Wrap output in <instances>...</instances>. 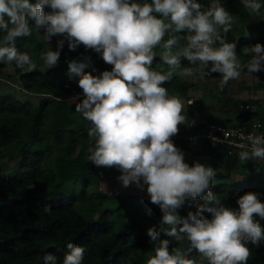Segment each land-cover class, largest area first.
Listing matches in <instances>:
<instances>
[{
	"label": "clouds",
	"instance_id": "clouds-1",
	"mask_svg": "<svg viewBox=\"0 0 264 264\" xmlns=\"http://www.w3.org/2000/svg\"><path fill=\"white\" fill-rule=\"evenodd\" d=\"M242 4L250 16L264 17L261 0H242ZM46 6L51 11L46 12ZM237 20L219 0L207 8L196 0H0V62H14L23 72L35 71L36 60L16 47L19 38L32 36L35 30L47 46L53 36L62 35L70 50L83 44L112 65L111 71L97 76L85 71L87 62L72 60L68 74L79 77L84 98L76 104V111L90 122L89 137L96 138L88 160L97 167L118 168L124 187L135 183L142 189L147 185L150 202L163 212L159 228L147 230L155 243V254L147 264H247L250 250L246 242L255 244L264 238V229L254 220V215L264 219V203L257 193L240 196L238 210L226 207L210 191L214 169L201 163L189 166L184 161L171 140L186 120L184 105L162 86L174 75L202 80L219 72L223 88L230 80L239 79L244 69L249 73L264 71V46L257 43L245 48L244 55L250 59L242 63L236 43L223 35ZM181 32L187 35H178ZM63 45L64 40H58L57 50L47 47L41 52L39 60L46 68L56 66ZM157 47L163 49L161 64L168 66L167 72L151 67ZM181 57L193 67H181ZM248 139L251 150L239 153L240 162H264V136ZM197 197L203 202L195 212L180 216L177 210L185 201ZM44 211L50 213L51 207L45 206ZM206 212L212 214L211 219L205 217ZM161 233L179 244L187 240L188 247L170 252L169 241L161 240ZM67 248L63 264H82L84 248L72 243ZM193 250L199 261L190 257ZM43 264H57V257L48 253Z\"/></svg>",
	"mask_w": 264,
	"mask_h": 264
},
{
	"label": "trees",
	"instance_id": "trees-1",
	"mask_svg": "<svg viewBox=\"0 0 264 264\" xmlns=\"http://www.w3.org/2000/svg\"><path fill=\"white\" fill-rule=\"evenodd\" d=\"M196 2L207 8L213 0ZM219 3L238 17L232 29L222 34L228 42L236 43L235 51L241 62H247L250 57L244 55L245 48L257 43L264 46V17L250 16L242 0H219ZM44 10L49 12L51 8L46 6ZM29 23L34 25L32 20ZM40 34L43 35V30ZM58 40H64L59 60L56 66L46 68L39 56L47 47L56 45L57 50ZM184 43L181 40V45ZM16 47L36 60L37 69L28 73L14 62H0V264H43L48 253L57 257V264H63L68 243L84 248L82 264H147L155 254V243L147 230L159 228L163 212L159 205L150 202V197L144 199L140 193L114 184V180H119L118 174L121 175L118 168L97 167L88 160L96 138L89 137L91 124L76 111V104L84 98L79 77L68 74V63L72 60L87 62L85 71L97 76L111 71L112 65L83 44L70 50L62 35L53 36L47 46L33 30L32 36L19 38ZM155 51L153 70L169 71L167 65L161 64L163 49L157 47ZM181 67L193 66L181 57ZM260 72L262 75L241 71L240 89L252 92L246 99L224 95L227 84L220 87L219 72L202 79L201 89L194 81L179 75L162 85L170 96L185 101L194 98L193 104L186 103L185 123L172 136V142L189 155L184 157L189 166L201 163L214 169L210 191L220 197L224 206L235 210L239 209L238 198L246 192L257 193L264 203V166L260 164L264 162L249 160L242 164L239 153L249 149L213 142L204 136L191 140L189 136L206 133L210 123L250 125L259 120L258 130L264 129V99L254 94L264 90V71ZM192 87L200 91L199 95L190 96ZM10 89H21L35 99L21 100ZM206 97L214 98L212 110L207 108ZM202 202V197L186 200L177 212L186 217ZM45 206L51 207L50 213L44 211ZM204 215L212 218L211 213ZM254 220L264 229V219L254 215ZM160 239L169 241L170 252L176 247H188L187 240L179 244L164 233ZM246 246L250 250L247 264H264V238L255 244L248 241ZM189 255L200 260L195 250Z\"/></svg>",
	"mask_w": 264,
	"mask_h": 264
},
{
	"label": "rangeland",
	"instance_id": "rangeland-1",
	"mask_svg": "<svg viewBox=\"0 0 264 264\" xmlns=\"http://www.w3.org/2000/svg\"><path fill=\"white\" fill-rule=\"evenodd\" d=\"M53 43H55V42H53ZM50 48L55 51L56 50V45H53ZM5 69H7L9 71V68L8 67L5 68ZM259 74L262 75L261 72H256V75H259ZM186 79L189 82L194 81L195 83H197V86L201 89V86H202L201 79L194 78L192 76H187ZM7 80L8 81H13L10 78H8ZM250 81H251V79L248 78V82H250ZM198 87H197V89H199ZM9 91L13 92L21 100H26L28 98L35 99V97L33 95H29V94L21 91V89H10ZM199 93H200V91L199 90H196L193 87L191 88V90L189 92L190 96H197V95H199ZM254 94H256L257 96H259V97H261V98L264 99V90L259 89ZM224 95H229V96H231V97H233L235 99H246V98H248L249 96L252 95V92L251 91H247L246 89H240V87H239V79H233V80H230L227 83L226 93ZM193 99L194 98H190L187 101H185L184 99H180V101L184 105V110L186 109V103L187 104H189V103L193 104ZM206 100H207V108H208V110H210L212 108V106L214 105L213 104L214 98L212 99L211 97L210 98L209 97H206ZM195 105H196V108H197L198 105L196 103H195ZM221 106H223V104H221ZM205 111L206 110L204 109V112ZM184 123L185 122L181 123L178 126V128H180L182 126V124H184ZM174 136H176V135H174ZM171 140H172V137H171ZM183 155H184L185 158H189V155L187 153H183ZM118 176H120V174H118ZM116 180H114V184H116V185L121 184L122 185V182L120 180H118V181H116ZM125 189L128 190V191H131V192L140 193V195H142V198H144V199H148L149 198V195L147 193V185H144V187L141 189L135 183H132L128 187H125Z\"/></svg>",
	"mask_w": 264,
	"mask_h": 264
},
{
	"label": "built area",
	"instance_id": "built-area-1",
	"mask_svg": "<svg viewBox=\"0 0 264 264\" xmlns=\"http://www.w3.org/2000/svg\"><path fill=\"white\" fill-rule=\"evenodd\" d=\"M260 126L261 123L259 120H256L250 125H224L210 123L206 133L202 135L195 134L189 136V138L192 140L204 136L213 142L226 143L239 149L251 150V143L248 137L264 136V129L258 130Z\"/></svg>",
	"mask_w": 264,
	"mask_h": 264
}]
</instances>
